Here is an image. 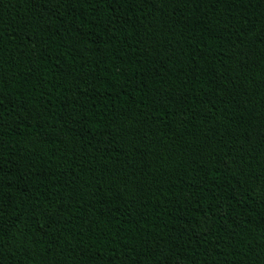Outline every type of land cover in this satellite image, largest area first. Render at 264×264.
<instances>
[{"label":"trees","instance_id":"16d2710c","mask_svg":"<svg viewBox=\"0 0 264 264\" xmlns=\"http://www.w3.org/2000/svg\"><path fill=\"white\" fill-rule=\"evenodd\" d=\"M0 264H264V0H0Z\"/></svg>","mask_w":264,"mask_h":264}]
</instances>
